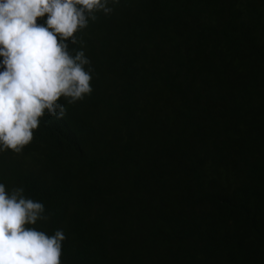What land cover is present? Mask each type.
<instances>
[{
	"label": "trees",
	"instance_id": "16d2710c",
	"mask_svg": "<svg viewBox=\"0 0 264 264\" xmlns=\"http://www.w3.org/2000/svg\"><path fill=\"white\" fill-rule=\"evenodd\" d=\"M113 7L77 33L91 95L0 152V183L45 205L26 227L64 231L61 264H264V0Z\"/></svg>",
	"mask_w": 264,
	"mask_h": 264
},
{
	"label": "clouds",
	"instance_id": "9594fccd",
	"mask_svg": "<svg viewBox=\"0 0 264 264\" xmlns=\"http://www.w3.org/2000/svg\"><path fill=\"white\" fill-rule=\"evenodd\" d=\"M119 3L0 0V152L21 153L45 110L62 118L66 106L61 98L74 104L91 95L94 68L77 33L96 21L97 13L110 15ZM78 43L80 50L70 48ZM224 50L219 45L213 59ZM223 75L212 72V90ZM48 219L45 205L26 197L23 187L6 190L0 183V264H61L64 231L26 227Z\"/></svg>",
	"mask_w": 264,
	"mask_h": 264
},
{
	"label": "rangeland",
	"instance_id": "374dc122",
	"mask_svg": "<svg viewBox=\"0 0 264 264\" xmlns=\"http://www.w3.org/2000/svg\"><path fill=\"white\" fill-rule=\"evenodd\" d=\"M47 212V211H46Z\"/></svg>",
	"mask_w": 264,
	"mask_h": 264
}]
</instances>
